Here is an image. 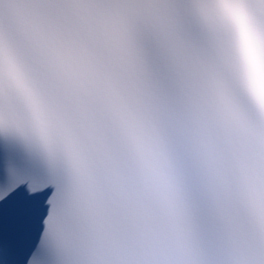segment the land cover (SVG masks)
Masks as SVG:
<instances>
[{
    "label": "snow or ice",
    "instance_id": "1",
    "mask_svg": "<svg viewBox=\"0 0 264 264\" xmlns=\"http://www.w3.org/2000/svg\"><path fill=\"white\" fill-rule=\"evenodd\" d=\"M0 264H264V0H0Z\"/></svg>",
    "mask_w": 264,
    "mask_h": 264
}]
</instances>
